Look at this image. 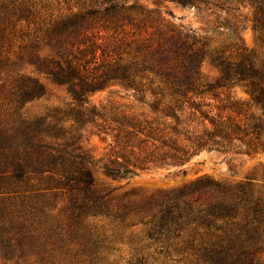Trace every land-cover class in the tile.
Listing matches in <instances>:
<instances>
[{
	"label": "trees",
	"instance_id": "1",
	"mask_svg": "<svg viewBox=\"0 0 264 264\" xmlns=\"http://www.w3.org/2000/svg\"><path fill=\"white\" fill-rule=\"evenodd\" d=\"M166 1L228 15L215 0ZM247 1L264 46V0ZM164 21L136 0H0V264H119L109 261L113 244L136 226L152 260L139 251L125 264H264V170L261 181L255 172L234 183L199 175L148 194L112 183L203 150L264 151V57L235 24L211 46ZM130 25L151 29L131 50L116 36ZM205 57L219 71L212 80L199 71ZM148 70L155 86L142 82ZM39 74L69 101L26 110L46 93ZM115 82L145 108L91 101ZM233 86L249 99L228 95ZM99 134L111 137L101 156L89 146Z\"/></svg>",
	"mask_w": 264,
	"mask_h": 264
},
{
	"label": "rangeland",
	"instance_id": "2",
	"mask_svg": "<svg viewBox=\"0 0 264 264\" xmlns=\"http://www.w3.org/2000/svg\"><path fill=\"white\" fill-rule=\"evenodd\" d=\"M136 1L141 5L160 11L165 19L163 24H173L176 27L181 26L185 29L194 30L198 34H205L211 46H219L226 43L231 38V33L226 28H231L235 24L237 26L236 33L241 38L243 45L253 50L260 58L264 57V46L260 44L252 28L253 6L247 0H215V3L222 4L224 9L228 10V15H225L224 12L222 13L215 7L212 10L199 11L196 8L181 6L166 0ZM220 16L226 18V25H224V20ZM160 26L163 27L162 24ZM133 30L135 31L134 33H132ZM150 31L151 29L147 28L146 33ZM105 32L107 38L111 40L109 37L110 31ZM146 33L130 25L125 27L123 31L117 30L116 36L121 38L124 43L130 44L129 49L131 50V44L133 46L134 41L142 38ZM199 71L205 80H212L219 74L218 69L208 57H205L201 62ZM145 75L148 78H143L142 82L148 83V79L152 78V85L155 86L158 80L157 76L149 70L145 72ZM38 77L45 86L46 93L30 102L26 110L33 112L42 111L50 106L63 105L69 101V95L63 86L52 83L43 74H39ZM227 94L241 100L249 99V95L240 86L229 88ZM137 97L138 95L133 89L115 82L93 94L91 101L99 103L112 99L128 108H145V104L140 102ZM144 100H149L147 94ZM110 143L111 137L105 134L91 135L89 138V146L97 156L104 155ZM262 167H264V151L247 156L233 154L229 151L203 150L184 164L153 168L112 183L121 185L124 190L129 189L148 194L178 188L199 175H207L221 183H234L255 172L256 178L261 181L263 177L260 174L264 170ZM97 176L101 177L99 173H97ZM144 243L142 227H130L127 229L124 239L114 242L115 249L109 254V261L125 264L133 254L139 251L147 254L149 261H151L150 253H152V250L143 249L142 245ZM169 257L175 258L176 256L170 254ZM170 263L183 264L176 261H171Z\"/></svg>",
	"mask_w": 264,
	"mask_h": 264
}]
</instances>
